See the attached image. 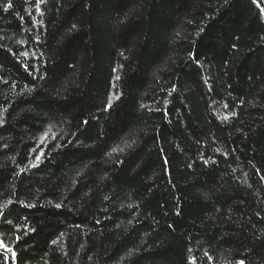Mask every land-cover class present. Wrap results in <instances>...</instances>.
<instances>
[{"label": "trees", "instance_id": "obj_1", "mask_svg": "<svg viewBox=\"0 0 264 264\" xmlns=\"http://www.w3.org/2000/svg\"><path fill=\"white\" fill-rule=\"evenodd\" d=\"M40 9L0 0V264H264L256 4ZM49 126L46 155L29 167Z\"/></svg>", "mask_w": 264, "mask_h": 264}, {"label": "snow or ice", "instance_id": "obj_2", "mask_svg": "<svg viewBox=\"0 0 264 264\" xmlns=\"http://www.w3.org/2000/svg\"><path fill=\"white\" fill-rule=\"evenodd\" d=\"M42 2H43V0H35V10L38 13L41 11L40 4ZM252 2L254 4H256L257 8L259 9L260 15L264 16V6H261L262 3H264V0H252ZM33 22L35 23V19L34 18H33ZM72 27L75 28L76 25H73ZM201 31H203V29H201ZM261 39L264 40V37H262ZM19 43H23V41H19ZM232 47H236V45L233 44ZM21 55L22 56H27L28 53H21ZM25 67H27V66H25ZM115 71H116V69L114 68L113 72H115ZM41 79H43V77H41ZM115 79L119 80L120 77L117 76V77H115ZM28 91L31 92V91H33V89L30 88V89H28ZM171 91H175V88H173ZM113 99H119V96H113V95L109 96L108 103L105 106V111H108L112 107ZM165 103H167V101H165ZM141 107H145V105L142 104ZM225 119H226V117H225ZM87 123H88V121L85 120L84 124H87ZM3 124H4V120H3L2 116H0V125H3ZM50 133H51V126H49L40 135L39 143L36 145V147L30 149L31 153H35V160L29 164V167L36 168V167H39V165L42 163V161H43V159H44V157L46 155L45 149H44V147H42V145H47L48 144V139H49V134ZM51 139H52L53 142L56 141L57 138H56L54 133L51 135ZM71 143L72 142L69 141L68 144L66 145V144H62V143H58L57 142V143H55L54 147H49L48 150L52 151V152H57L59 149L65 148L68 145H70ZM125 143H126L127 147H129V148L132 147V144H129L127 142H125ZM133 143H134V141H133ZM114 152H123V148H120L119 146L113 147L111 149V152L108 153V155H111V153H114ZM207 162L208 161H205V163H207ZM165 163H167V160H165ZM25 170L26 169H21V171H25ZM105 199H107V197H105ZM12 203L13 202L11 200L8 201V204H12ZM28 207H32V205H28ZM55 207L56 208H60L61 205L60 204H56ZM129 207H130V205H129ZM4 208H7V205H4V206L0 207V215H4L5 214L4 211H3ZM8 223H11V221H8ZM97 223H99V221H97ZM130 223H131V221H130ZM31 231H35V229H32ZM17 239H19V237ZM52 243L55 244L56 241H52ZM2 247H5V246H4V244L2 242H0V248H2ZM8 251L12 252V249H8ZM129 254H131V253H129ZM206 255H207V253H206ZM13 256H15V252H13ZM209 259H211V257H209ZM237 264H245V261L244 260H240V261L237 262Z\"/></svg>", "mask_w": 264, "mask_h": 264}]
</instances>
